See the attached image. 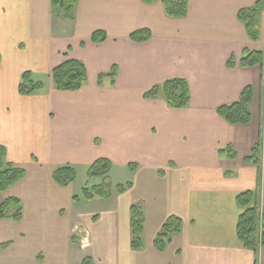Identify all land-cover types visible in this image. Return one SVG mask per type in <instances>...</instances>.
<instances>
[{
	"label": "crops",
	"instance_id": "obj_1",
	"mask_svg": "<svg viewBox=\"0 0 264 264\" xmlns=\"http://www.w3.org/2000/svg\"><path fill=\"white\" fill-rule=\"evenodd\" d=\"M187 1L188 15L175 18L162 0H80L64 19L73 27L64 38L52 24V0H0V146L8 163L26 171L0 193V205L15 197L23 206L20 222L0 219V244L10 243L0 264H71L87 250L91 264H264V247L255 255L237 234L239 194L255 192L264 212V67L228 68L246 49L264 52L262 39L250 40L238 19L264 0ZM141 29L151 39L132 41ZM96 31L107 34L104 43L91 41ZM66 55L87 70L76 93L57 91L51 80ZM24 72L47 75L50 88L20 95ZM176 78L189 84L187 108L170 109L161 96L144 99ZM248 86L252 121L231 125L217 109L238 102ZM258 145L260 164L246 163ZM227 148L234 159L220 154ZM100 159L112 163L110 176L122 172L133 187L124 194L113 187L110 199L89 201L111 203L109 211L84 214L74 184L61 187L53 175L70 166L78 178V166L88 173ZM134 204L145 215L141 250L131 247ZM171 216L183 221L182 232L159 252L154 241ZM78 226L88 233L86 249L74 244Z\"/></svg>",
	"mask_w": 264,
	"mask_h": 264
},
{
	"label": "trees",
	"instance_id": "obj_2",
	"mask_svg": "<svg viewBox=\"0 0 264 264\" xmlns=\"http://www.w3.org/2000/svg\"><path fill=\"white\" fill-rule=\"evenodd\" d=\"M80 0H52V7L58 8L59 11L70 15L76 9ZM145 4H154L158 0H141ZM166 14L170 17L184 18L188 15L187 0H162ZM264 11V2L258 1L253 7L241 9L238 13V19L244 24L247 36L253 42H260L262 39V15ZM130 39L136 43H144L151 39V33L148 29H141L133 32ZM107 40V34L104 31H96L92 34L91 41L94 44H101ZM1 62V55H0ZM237 66L241 68L264 67V52L244 50L242 57L238 63L232 56L228 61V68L234 69ZM116 67L112 73L99 76V86H103L104 80L108 77H114ZM51 80L54 88L61 92L76 93L81 91L87 84L88 75L85 65L76 59H70L65 56L64 62L54 68L51 74ZM45 84L36 81L31 72H24L19 86L18 92L23 96H30L42 92ZM164 94L167 106L170 109H185L190 105L191 94L188 82L185 79H171L165 81L161 85H156L149 91L145 92L144 99H157L160 93ZM254 101V90L248 86L243 91L240 100L236 103L224 105L217 109L220 118L231 125H247L252 121L251 106ZM262 150L260 145L252 149L251 155L246 158L248 164H260V154ZM220 154H227L231 159L236 157L232 148L221 151ZM7 151L0 146V193L6 192L15 184L22 181L26 177V171L17 168L13 164L6 161ZM112 163L108 159H100L96 161L88 171L90 179L100 178L102 181L98 185L82 190V198L86 201L95 199L108 200L113 195V186L110 180L112 171ZM132 169H136L135 165H131ZM55 183L61 187H69L77 179L76 171L65 166L55 171L53 175ZM133 187L131 182L117 186V193L124 194ZM75 202H80L81 197L74 196ZM238 205L244 210L239 216L237 225V234L243 247L255 255L264 247V212L257 203L256 193L246 191L238 195ZM130 225H131V247L134 250H141L144 247L143 235L145 225V215L140 204H134L130 208ZM23 218V206L20 199L15 197L7 198L0 205V219H12L20 222ZM183 221L171 216L167 219L157 235L154 246L159 252H164L172 237L182 232ZM10 243L0 244V252L7 249ZM82 264H91V259L86 258Z\"/></svg>",
	"mask_w": 264,
	"mask_h": 264
},
{
	"label": "rangeland",
	"instance_id": "obj_3",
	"mask_svg": "<svg viewBox=\"0 0 264 264\" xmlns=\"http://www.w3.org/2000/svg\"><path fill=\"white\" fill-rule=\"evenodd\" d=\"M52 19H53V26L54 29L56 27L57 30L60 29V34L63 35V37L65 38V36H68L70 33L73 32V27H69V24H67L66 22H64V19L67 15H65V13H61V11H58V8L52 10ZM61 16V17H60ZM61 20V27L58 26L57 22ZM263 31H262V40L260 42V46L264 47V23L262 25ZM56 31V30H54ZM36 81L42 82L45 84L46 89L50 88L49 81H48V76L45 74H39L37 76L34 77ZM44 91V90H43ZM161 98L163 99L164 94L161 92L160 93ZM262 156H261V160H262ZM80 167V168H79ZM78 178L76 180V182L73 185V190L75 192V195H78L82 198V190L86 187L91 188L94 185H98L100 183V179L99 178H94L93 180L90 179L88 177V173L87 170H85V168H82V166H78ZM111 183L112 186L114 187V190H117V186L121 185V184H126L128 182H131V177L126 176L125 174H123L122 172H114L111 176ZM102 181V180H101ZM261 191V189L259 190V192ZM260 194V193H259ZM83 199V198H82ZM98 201L95 202H89V201H84V204L81 205V207H79V211L84 212V214H94V213H99V212H107L110 209V204L111 203H104V204H100L97 203ZM116 201H113V203H115ZM72 238L74 241V244L76 245L77 248H84L86 249L87 246L89 247L90 245V239L88 236L87 231L85 230V228L78 226L73 234H72ZM86 247V248H85ZM80 249V250H81ZM91 251L87 250L85 252H80V254L78 253V257L77 255L73 257V260H71V264H81V262L83 261V259H85L86 257H88V254L90 255Z\"/></svg>",
	"mask_w": 264,
	"mask_h": 264
}]
</instances>
